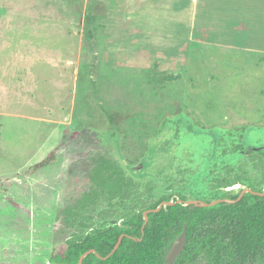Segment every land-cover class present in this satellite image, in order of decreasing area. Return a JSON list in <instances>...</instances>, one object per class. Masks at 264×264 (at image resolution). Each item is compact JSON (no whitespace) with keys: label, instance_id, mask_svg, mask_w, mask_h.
Returning <instances> with one entry per match:
<instances>
[{"label":"rangeland","instance_id":"1","mask_svg":"<svg viewBox=\"0 0 264 264\" xmlns=\"http://www.w3.org/2000/svg\"><path fill=\"white\" fill-rule=\"evenodd\" d=\"M180 1L0 0V264H49L163 198L264 189V54L221 44L227 0L200 12L219 43L189 40Z\"/></svg>","mask_w":264,"mask_h":264},{"label":"trees","instance_id":"2","mask_svg":"<svg viewBox=\"0 0 264 264\" xmlns=\"http://www.w3.org/2000/svg\"><path fill=\"white\" fill-rule=\"evenodd\" d=\"M83 0H72L82 5ZM94 19L88 13L86 27L91 31ZM244 143L233 144V156L252 152ZM50 153L41 162L29 167L31 173L46 168L55 161ZM263 191H258L261 193ZM223 199L237 200V196L227 193ZM163 198L152 207L140 212L134 211L124 222L97 230L94 234L76 242L59 246L49 258L51 264H79L80 258L88 251L105 258L123 239L107 260L96 254L86 256L82 264H166L165 257L170 249L166 240L172 236L175 241L187 227V244L175 264H253L264 263V196L246 193L233 204L219 203L210 207L185 206L173 200V205L164 206L157 212ZM210 203V201H206ZM173 241V242H174Z\"/></svg>","mask_w":264,"mask_h":264},{"label":"crops","instance_id":"3","mask_svg":"<svg viewBox=\"0 0 264 264\" xmlns=\"http://www.w3.org/2000/svg\"><path fill=\"white\" fill-rule=\"evenodd\" d=\"M185 0H181L177 9L186 8ZM194 1H198V6ZM193 9L191 10V28L187 31L189 40L199 42L202 45L219 43L217 42L212 26L213 15L208 18L200 19L201 11L212 10L203 0H190ZM225 18H223V27L226 31L228 41H222L221 44L231 47H243L259 51L264 54V0H227L225 1ZM212 7V6H211ZM215 10V8L213 9ZM180 15V14H179ZM178 15V16H179ZM212 19V20H211ZM222 22V21H221ZM165 34L164 32H162ZM187 36V35H186ZM221 41V40H219ZM251 43V44H248ZM256 44V45H255ZM183 42L175 44V46H167L164 50L169 58L174 62H169L165 70L171 72L175 67H182L180 59L185 54L183 50ZM186 63V60H184ZM189 63L187 61L188 67ZM186 67V68H187Z\"/></svg>","mask_w":264,"mask_h":264},{"label":"water","instance_id":"4","mask_svg":"<svg viewBox=\"0 0 264 264\" xmlns=\"http://www.w3.org/2000/svg\"><path fill=\"white\" fill-rule=\"evenodd\" d=\"M242 188L241 185L237 184L235 185L234 187L232 188H229V190H232V189H240ZM246 193H251L253 195H257V196H264V189L261 193L259 192H255L253 191L252 189H246V188H243L242 189V192L240 193L239 195V198L237 200H231V199H218V200H215L214 202H210V203H206V202H200V203H195V202H185L184 205L185 206H195V207H210V206H214V205H217L219 203H227V204H233V203H236L238 201H240L243 196L246 194ZM177 203L179 204H183V202L180 200L177 201ZM174 203L171 201V202H163L162 204H160V206L155 209V210H149V211H146L144 212V217H145V221L147 222L148 221V214L149 213H152V212H157L159 211L162 207L164 206H169V205H173ZM123 239V236L120 237L119 239V242L117 244V246L115 247V249L113 250V252L105 257V258H102L100 257L95 250H91V251H88L85 255H83L81 258H80V261H79V264H82L84 258L86 256H88L89 254L93 253V254H96L99 258L103 259V260H107L109 257H111L114 252L118 249L121 241ZM186 244H187V227L185 226L184 229H183V232L177 237V239L172 243L166 257H165V261H166V264H175L177 259L181 256V254L183 253L185 247H186ZM51 264V263H49Z\"/></svg>","mask_w":264,"mask_h":264}]
</instances>
